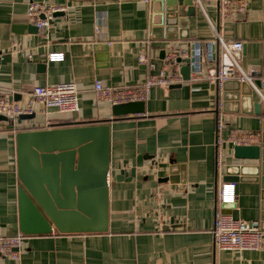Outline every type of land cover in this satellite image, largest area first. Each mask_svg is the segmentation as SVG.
<instances>
[{
	"label": "crops",
	"instance_id": "obj_1",
	"mask_svg": "<svg viewBox=\"0 0 264 264\" xmlns=\"http://www.w3.org/2000/svg\"><path fill=\"white\" fill-rule=\"evenodd\" d=\"M42 1L0 0V96L25 105L35 86L73 83L78 112L61 115L35 105L34 118L19 119L18 131L0 121V237L21 233L15 134L59 126L56 120L110 127L108 230L26 236L19 264H264V251H219L212 237L217 210L261 222L259 185L234 183V203H218L224 182L223 171L216 169L215 139L220 116L223 138L229 130L254 132L260 134L259 144L264 104L256 115L251 104L234 100L233 83L217 91L205 82H185L153 87L142 114L114 118L112 106L97 101L94 93L98 81L105 87L134 86L149 76L170 75L175 66L164 58L169 48L198 44L203 66H216L217 59L209 56L215 3L193 4L180 28L176 18L164 22L153 15L151 0H47L66 11L39 33L27 7ZM242 13L223 21L221 32L226 41L242 44L241 66L244 59L242 68L259 83L264 79V0H246ZM50 54L64 57L52 61ZM184 65L178 63L179 72ZM233 147L223 146L224 166L233 162ZM169 177L171 182H162ZM262 231L264 239V222ZM0 264L14 263L0 256Z\"/></svg>",
	"mask_w": 264,
	"mask_h": 264
},
{
	"label": "water",
	"instance_id": "obj_2",
	"mask_svg": "<svg viewBox=\"0 0 264 264\" xmlns=\"http://www.w3.org/2000/svg\"><path fill=\"white\" fill-rule=\"evenodd\" d=\"M192 0H151L153 15L163 21L176 18L180 28L186 25ZM244 15L233 13L231 16ZM62 17L63 13L55 14ZM168 31V29H167ZM211 50L215 49L211 45ZM242 55L245 50L242 49ZM242 59V67H245ZM184 63L180 74L189 77L192 58L177 60ZM233 83L234 100L251 104L256 115L262 103L254 102L246 83ZM173 87H179L173 86ZM247 90V91H245ZM144 112V102L112 106L114 118ZM21 116L20 120L33 119ZM0 121H7L0 116ZM13 129L12 125L9 127ZM257 145L234 146L233 162L223 168L224 183L259 185L261 222H264V129ZM110 127L108 124L56 126L46 130L20 131L15 134L16 172L19 181V231L25 236L46 235L53 230L60 234H95L108 230V175L110 165ZM117 181L121 178L117 177ZM172 181L164 178L162 182ZM223 207L229 204H223ZM230 215V212H224Z\"/></svg>",
	"mask_w": 264,
	"mask_h": 264
},
{
	"label": "built area",
	"instance_id": "obj_3",
	"mask_svg": "<svg viewBox=\"0 0 264 264\" xmlns=\"http://www.w3.org/2000/svg\"><path fill=\"white\" fill-rule=\"evenodd\" d=\"M216 5L217 21L210 23L214 33V50L209 51V56L217 59L218 63L213 67H204L198 44H191L186 49L169 48L165 52V61L175 66V71L170 75L160 74L149 76L140 84L134 86L105 87L101 82H95L94 93L97 101L109 103L111 106L143 102L153 87L168 88L171 85L185 82H205L221 91L223 84L228 81L246 83L257 94L264 104V79L259 83L254 82L252 72L245 71L240 62L242 44L240 42L226 41L221 32L222 22L233 13H242L246 7V0H210ZM193 4L200 5V0H192ZM65 6L42 2H32L27 7V17L39 33L48 28L55 20V14L64 13ZM150 35V34H149ZM63 54H50L52 61H62ZM192 58L188 66L191 68L187 80L182 78L179 72L177 60ZM140 62L144 63V56H140ZM77 89L73 83H60L49 86H35L29 95L25 105L12 100V96H0V116L5 117L6 124L19 130V118L36 114L35 105L43 107L44 111L52 110L58 114H73L78 112ZM57 121V120H56ZM60 121V120H59ZM31 127V125H28ZM224 122L219 116L216 125V169L221 173L224 168L223 146L225 143L233 146L256 145L260 140V134L254 132H240L229 130L226 138L222 137ZM15 130V131H16ZM20 132V131H19ZM217 200L219 204H233L234 184L222 183L218 188ZM25 235L18 233L15 236L0 237V256L20 263V247ZM212 237L214 248L219 251H264L263 231L258 220L234 219L228 214L217 210L214 215Z\"/></svg>",
	"mask_w": 264,
	"mask_h": 264
},
{
	"label": "trees",
	"instance_id": "obj_4",
	"mask_svg": "<svg viewBox=\"0 0 264 264\" xmlns=\"http://www.w3.org/2000/svg\"><path fill=\"white\" fill-rule=\"evenodd\" d=\"M57 122L58 124H60L59 126H71L72 124L70 123H63V121H55Z\"/></svg>",
	"mask_w": 264,
	"mask_h": 264
}]
</instances>
